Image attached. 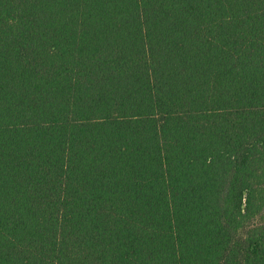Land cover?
<instances>
[{"label":"trees","instance_id":"obj_1","mask_svg":"<svg viewBox=\"0 0 264 264\" xmlns=\"http://www.w3.org/2000/svg\"><path fill=\"white\" fill-rule=\"evenodd\" d=\"M0 264H264V0H0Z\"/></svg>","mask_w":264,"mask_h":264}]
</instances>
